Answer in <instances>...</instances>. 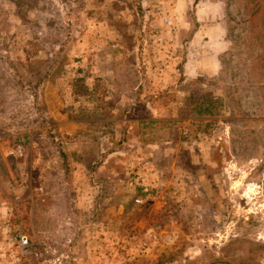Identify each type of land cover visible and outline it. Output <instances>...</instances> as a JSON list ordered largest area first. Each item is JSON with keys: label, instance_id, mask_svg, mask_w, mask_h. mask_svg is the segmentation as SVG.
<instances>
[{"label": "rangeland", "instance_id": "1", "mask_svg": "<svg viewBox=\"0 0 264 264\" xmlns=\"http://www.w3.org/2000/svg\"><path fill=\"white\" fill-rule=\"evenodd\" d=\"M0 264H264V0H0Z\"/></svg>", "mask_w": 264, "mask_h": 264}, {"label": "trees", "instance_id": "2", "mask_svg": "<svg viewBox=\"0 0 264 264\" xmlns=\"http://www.w3.org/2000/svg\"><path fill=\"white\" fill-rule=\"evenodd\" d=\"M213 100L209 97H203L199 101H197L193 107H191V113L196 117L209 116L214 114L215 105L213 104ZM197 122L211 123V120H201L195 119Z\"/></svg>", "mask_w": 264, "mask_h": 264}, {"label": "built area", "instance_id": "3", "mask_svg": "<svg viewBox=\"0 0 264 264\" xmlns=\"http://www.w3.org/2000/svg\"><path fill=\"white\" fill-rule=\"evenodd\" d=\"M18 243L21 247H26L28 245L27 238L23 235H18Z\"/></svg>", "mask_w": 264, "mask_h": 264}]
</instances>
